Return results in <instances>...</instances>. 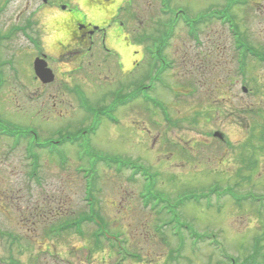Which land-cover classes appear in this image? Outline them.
<instances>
[{"label":"rangeland","instance_id":"374dc122","mask_svg":"<svg viewBox=\"0 0 264 264\" xmlns=\"http://www.w3.org/2000/svg\"><path fill=\"white\" fill-rule=\"evenodd\" d=\"M154 1L142 0L143 33L151 31ZM174 1L175 7L188 16H196L210 6L218 7V2L232 6L241 13L243 27L247 18L254 16L250 14L251 4L240 6L242 0ZM253 2L259 6L251 20L255 18L253 22L259 28L254 36L262 42L257 32L264 35V0ZM147 3H152L151 10ZM36 5L38 0H11L5 17L8 14L11 22L23 24L29 13L36 32L31 31V35H36L42 52H47L41 42L42 11L35 12ZM72 26L66 25L68 32ZM215 28V24L202 28L205 44L200 48L185 38L189 36L182 27H176L178 34L164 52L174 61V69L165 76L174 91L157 88L146 94L143 89L139 101L115 111L120 123L102 120L97 134L90 139L92 149L124 154L130 159L139 157L143 170L152 176L144 179L142 174L129 180L127 172L117 168L119 164H110L111 169L86 170L93 181V211L84 200L83 173L74 168V147L65 146L67 165L57 164L54 157L41 153L35 172L24 166L23 154L11 158L0 139V264H230V258L239 264L255 248L264 254V66L249 62L247 91L243 92L230 38L224 29L217 32ZM250 28L253 26L245 28L246 33ZM246 33L248 41L260 49ZM24 41L15 35L10 43L12 51L8 54H14L17 69L14 75L8 72L9 82L0 92V103L14 108H4L7 117L3 118L37 127L43 140L53 138L58 127L72 125L75 129L84 116L74 97L65 92V79L68 83L71 79L79 81L81 91L89 95V103L101 107L109 101L110 90L145 71L143 53L141 66L126 72L123 79L119 71L112 73V59L100 67L105 53L97 47L84 56L81 70L74 71L79 60L70 62L63 54L61 62L49 64L56 80L41 83L33 79L30 67L25 69L24 62L19 63L20 59L24 61L20 49L27 48L31 59L35 56L33 47ZM56 45L55 54L48 55L64 52L63 42L56 41ZM116 51L118 57L122 55V62L129 59L128 51ZM135 59L130 52L129 63ZM104 94L106 100L101 98ZM152 99L169 107L171 130H165L156 109L146 103ZM159 130L167 135L162 132L158 142L155 135ZM217 131L224 135L223 140L210 135ZM165 141L169 144L162 148ZM59 198H67L68 205L62 202L67 211L54 215ZM146 200H151L153 208ZM73 221L79 223L74 225ZM258 262L264 264V258Z\"/></svg>","mask_w":264,"mask_h":264},{"label":"flooded vegetation","instance_id":"af4514ba","mask_svg":"<svg viewBox=\"0 0 264 264\" xmlns=\"http://www.w3.org/2000/svg\"><path fill=\"white\" fill-rule=\"evenodd\" d=\"M11 0H0V92H2L5 86L8 85L9 78L8 72L14 75L15 65L14 54L10 53L12 50L9 49L10 43L14 40V36L18 35L22 41L28 43L30 47V17L29 13L26 16V20L23 24H14V20L10 21L12 17L8 14L5 17V13L9 8ZM83 2L90 8H102L107 14V21L102 24H95L91 21H85L83 18H77L76 13L80 12V9L75 4L74 0H47L46 4L53 7L60 9L63 12H70L72 13V18L66 24L67 26L73 25L69 29L70 40L72 42L71 45L64 44L62 45L63 53L58 54V57H62L63 54H66V59L70 62H75L77 60L80 61V65L78 66L81 70L84 68L83 63L84 56L91 51H96L97 47L105 53L102 56V62L100 67L103 66V63H106L107 60L112 59L114 68L112 69V73H118V71L123 75V79L127 77L126 72H131L137 69V67L141 66L140 62L142 61V56L144 53V45L148 51H152L154 48L156 50L153 51V55H148L151 62H155L158 64L159 60L167 63L166 60H170L168 58L169 55L164 53L166 49L170 48L173 44L174 40V33L167 32L165 34H158L155 33V30L159 28V23H155L152 19H155L159 16L161 12L163 15L166 14L167 17H170V12L173 10L174 0H155V12L154 17L150 18L149 22L153 26H150L151 31L143 33L142 29V17H143V8H142V0H83ZM255 2L252 3L250 6V11L254 16L256 11L259 9L258 5H254ZM115 5L113 9L112 6ZM254 5V6H253ZM152 3H147V7L151 10ZM162 6V7H161ZM252 9V10H251ZM253 12V13H252ZM151 13V12H150ZM235 17H242L241 13H238V10H234L232 13ZM250 17L252 20L253 17ZM6 18V20H4ZM261 19V18H260ZM255 20V18H254ZM253 20V21H254ZM251 22L253 28H250V32L247 34L253 41H257L256 37L254 36L255 30L259 29L258 25H255L254 22ZM254 24V25H253ZM68 30V29H67ZM113 31L115 33V38L117 40H122L123 46L125 49L130 48V52L133 57H136L134 62H132V66L129 70L124 71V65L122 62V55L118 57V53L116 50L117 48L112 47L109 44V32ZM218 32V31H217ZM253 36H252V34ZM257 38L261 39L259 46L263 47L264 49V35L257 32ZM255 39V40H254ZM215 40L217 41L215 45V49L218 52V35L216 36ZM152 49H150L149 47ZM139 47V49H137ZM8 50V51H7ZM23 60H19V63L25 64V69L30 67L31 69V56L28 55L27 48L21 50ZM119 51V50H118ZM85 52V55L83 53ZM4 53V54H2ZM100 54L99 52H97ZM200 53V52H199ZM6 56V57H3ZM146 64L148 63L149 59L145 54ZM56 57L58 60L59 58ZM70 57V58H69ZM73 59V60H72ZM72 60V61H71ZM202 62V61H201ZM22 67V66H21ZM19 66V70H21ZM107 67V66H106ZM157 70V69H156ZM24 72V71H22ZM56 78V77H55ZM142 78V74L139 75L136 79H131L129 81L139 82ZM167 78V77H166ZM165 78V79H166ZM33 79L41 82V79L34 74ZM71 84L74 86L75 81L71 79ZM76 82H78L76 80ZM123 82H125L123 80ZM64 94V93H63ZM2 93L0 94L1 97ZM2 100V99H0ZM7 111H12L14 108L11 105L0 103V139L6 143V152L7 154L12 155L11 158L15 157L21 150L24 149L26 146V139L24 135L25 133H29V129H22L18 127H25L28 125L18 123V121H14V119L10 118L11 120L5 118L4 120L1 117L6 116L3 109ZM7 117V116H6ZM28 121V119H27ZM19 136V139L15 141L14 136ZM69 136V135H65ZM53 142H58L60 139H50ZM67 146V145H66ZM64 150L66 155L69 157L67 150ZM41 160L37 161V165L40 163ZM57 162V161H56ZM23 163V162H22ZM24 166L29 167L30 161L24 160ZM1 226V224H0Z\"/></svg>","mask_w":264,"mask_h":264},{"label":"clouds","instance_id":"9594fccd","mask_svg":"<svg viewBox=\"0 0 264 264\" xmlns=\"http://www.w3.org/2000/svg\"><path fill=\"white\" fill-rule=\"evenodd\" d=\"M77 7L80 9L79 13H76L77 18H83L85 21H91L95 24H102L107 21L108 14L102 8H90L83 0H74ZM115 8V5L112 6ZM40 24L42 27L41 42L44 46L45 51L55 54L57 51L56 41H61L67 44L70 40V34L66 28V24L72 18V13L59 11L57 8H45L41 12ZM109 44L117 48L123 54L125 51L129 52L130 59V48L125 49L122 40H117L115 38V33L113 31L109 32ZM129 59L123 61L124 71L131 68Z\"/></svg>","mask_w":264,"mask_h":264},{"label":"water","instance_id":"95a60500","mask_svg":"<svg viewBox=\"0 0 264 264\" xmlns=\"http://www.w3.org/2000/svg\"><path fill=\"white\" fill-rule=\"evenodd\" d=\"M37 73H38L41 77H43V79H45L44 77L48 74V73L43 72L42 69H41V67H39V69H37ZM49 79H51V77H48L46 80H49Z\"/></svg>","mask_w":264,"mask_h":264},{"label":"trees","instance_id":"16d2710c","mask_svg":"<svg viewBox=\"0 0 264 264\" xmlns=\"http://www.w3.org/2000/svg\"><path fill=\"white\" fill-rule=\"evenodd\" d=\"M232 264H236V262L232 263Z\"/></svg>","mask_w":264,"mask_h":264}]
</instances>
